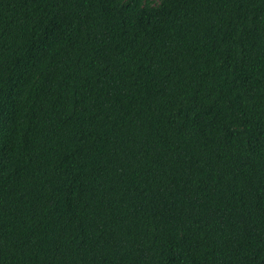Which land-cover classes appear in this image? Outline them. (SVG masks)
Returning <instances> with one entry per match:
<instances>
[{
	"label": "trees",
	"instance_id": "16d2710c",
	"mask_svg": "<svg viewBox=\"0 0 264 264\" xmlns=\"http://www.w3.org/2000/svg\"><path fill=\"white\" fill-rule=\"evenodd\" d=\"M0 264H264V0H0Z\"/></svg>",
	"mask_w": 264,
	"mask_h": 264
}]
</instances>
